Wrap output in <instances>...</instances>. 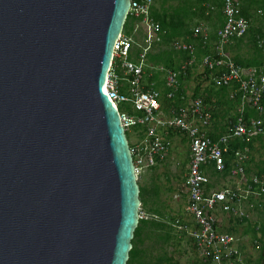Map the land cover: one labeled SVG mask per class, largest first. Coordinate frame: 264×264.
<instances>
[{"label": "water", "instance_id": "1", "mask_svg": "<svg viewBox=\"0 0 264 264\" xmlns=\"http://www.w3.org/2000/svg\"><path fill=\"white\" fill-rule=\"evenodd\" d=\"M130 0H0V264H128L139 185L107 79Z\"/></svg>", "mask_w": 264, "mask_h": 264}, {"label": "built area", "instance_id": "2", "mask_svg": "<svg viewBox=\"0 0 264 264\" xmlns=\"http://www.w3.org/2000/svg\"><path fill=\"white\" fill-rule=\"evenodd\" d=\"M152 3L130 0L128 13L140 17L142 39L137 43L122 30L104 84L124 130L134 128L139 136L129 146L136 178L164 160L171 140L179 136L187 146L185 173L174 194V198H181V214L165 222L190 239L194 258L188 264H255L245 242L258 246L256 217L264 204V174L257 173V167L251 168L249 144L264 136V61L261 66H242L228 52L231 43L245 36L251 21L242 14L241 0H221L223 23L215 39H210L212 28L206 23H197L191 29L202 47L211 44L198 60L199 66L209 71L210 86L227 87L229 99L237 103L235 113L220 132L217 118L203 100V91H195L190 98L180 92V105L167 103L182 89V80L196 57L191 42L176 38L170 48L188 51L189 59L176 68L148 60L162 41L159 24L150 14ZM262 42L259 44L264 53ZM134 47L138 52L132 59ZM153 74L159 81L161 77L163 94L155 80H148ZM121 103L125 106L119 109ZM235 142L240 145L233 147ZM138 213L139 219H162L140 206Z\"/></svg>", "mask_w": 264, "mask_h": 264}, {"label": "trees", "instance_id": "3", "mask_svg": "<svg viewBox=\"0 0 264 264\" xmlns=\"http://www.w3.org/2000/svg\"><path fill=\"white\" fill-rule=\"evenodd\" d=\"M242 1V14L249 18L251 21V17L254 11H260L262 13V17L264 19V0H241ZM170 2H173L171 4ZM216 10V11H215ZM212 12H216V15L219 19V24L217 26L220 27L223 23V15L221 12V0H159V5L156 7L155 5H151L150 7V14L151 17L155 22L159 24L160 34L162 37V44H170L173 39L182 38L185 39L188 35L190 36L191 40V33L190 29L192 26L191 23L194 21V25L197 22L198 18L205 19V21H210V16ZM208 17V18H207ZM136 22H140V17L133 15L132 13H128L127 17L123 24V31L127 35H130L133 31V25ZM216 28V30H217ZM216 30L213 31L216 33ZM249 34L251 38V45L253 48V54L245 59L237 57L234 61L242 66H261L263 65L264 61V53L263 48L260 46L259 41L262 40L264 46V29L258 27L254 28L250 27L245 34V36ZM245 36L235 41L234 43L241 41L245 38ZM214 36L211 35V39ZM215 39V38H214ZM197 48L194 50L195 56H200L201 54L208 52L210 50V46L202 47V43L200 39H197ZM161 48V49H160ZM138 49L134 47L131 51L130 58L135 59L137 57ZM190 53L188 51H176L169 47L160 46L157 52L150 53L148 55V60L153 64H162L168 68H176L180 65V63L186 59H189ZM190 69V68H189ZM189 72V70H188ZM206 76L208 78L209 71H206ZM183 78V77H182ZM209 79V78H208ZM148 80H155L157 82V86L161 85V82L158 79V75L153 74L152 76L148 77ZM125 88H123L124 90ZM180 89L177 92L172 100V102H167L174 106L180 105L182 101L180 100ZM202 97L205 103L208 105L210 110L212 111L215 118L217 117V112L214 110L215 107L213 104H230L236 106V100L229 99L228 97V88L227 87H220V88H212L209 87L207 91L202 92ZM215 97V98H214ZM216 102V103H215ZM263 109H264V98L262 100ZM262 119L264 124V111L262 113ZM219 131L222 132L225 130V125H221L220 123L217 124ZM127 137V131H125ZM214 136V134H213ZM263 136L257 138L258 141H261ZM240 145V142H235L232 144L233 147ZM131 147V144L129 143ZM250 148L253 150V142L249 144ZM187 163V160L186 162ZM257 167V173L264 174V159L261 161L260 165H255ZM214 173V172H213ZM156 188V186H154ZM144 194H145V187L139 185V199L140 204L144 201ZM160 216V212L155 209L154 212ZM156 234L158 239L162 242L169 243L175 242L179 243L183 236V233H180L170 224L165 222V220H145L139 219L138 224L135 227L133 237H132V248L128 260V264H179V262L171 255L167 253H162L157 255L151 262L146 263L142 260V251L139 248L140 243L142 242V234L145 230ZM250 228L244 230L247 232ZM259 237L263 238V245H264V221L259 224ZM187 241L190 239L187 238ZM195 264H197L195 262Z\"/></svg>", "mask_w": 264, "mask_h": 264}, {"label": "rangeland", "instance_id": "4", "mask_svg": "<svg viewBox=\"0 0 264 264\" xmlns=\"http://www.w3.org/2000/svg\"><path fill=\"white\" fill-rule=\"evenodd\" d=\"M170 3L173 4V2ZM153 5L157 7L159 5V0H153ZM196 21L206 23L213 31L216 30L219 24L216 12H212L209 22L200 18ZM190 26H194V21ZM251 27H254L255 29L258 27L264 29V19L262 17V13L258 10L253 12L251 17ZM130 35L135 42H141L142 26L139 22H136L133 25V31ZM197 39V37H191V43L194 45L195 49L197 48ZM251 44V38L249 37V34H247L243 40L231 43L228 47V52L233 59H236L237 57L242 59L248 58L253 54ZM160 46L170 48L168 43L162 44L161 42L155 47V52H157ZM159 78L161 82L159 88L163 94L165 87L161 81V77ZM208 78L205 71L199 66L198 61H196L190 67L186 77L182 80V93L190 98L197 90L207 91L209 87H211ZM146 80L147 79L145 77V82H147ZM123 106H125V104L121 103L118 107L121 109ZM213 106L215 107L214 110L217 112L216 118L218 123L224 125H226L229 117L232 116L236 110V106L228 103L221 105L213 104ZM138 138L139 136L135 133L134 128H131V130L127 132L128 143L132 144ZM171 142V147L165 159L162 160L155 168L143 172L137 178L138 185L145 187L144 201L140 204V208L148 213H152L155 209H157L161 213L160 217L164 220L181 214V198H174V194L177 193V188L182 182L183 175L185 173V162L187 160V146L184 143V140H180V137L178 136V138H173ZM252 155L255 159L253 162H256V165H260L261 161L264 159V136L260 143H254ZM154 186H156V188ZM262 221H264V209H261L256 217L257 224H260ZM142 238L143 240L140 243L139 248L142 251V260L146 263L151 262L157 255L164 252L171 255L173 259L179 262V264H188L194 258V251L190 245V241H187L186 236H183L178 244L175 242L165 243L160 241L156 234H153L146 229L142 234ZM261 243L262 247L258 250L250 242H245L248 246L246 252H252V258L258 256V254H264L263 242ZM255 264H261L260 258L255 260Z\"/></svg>", "mask_w": 264, "mask_h": 264}, {"label": "crops", "instance_id": "5", "mask_svg": "<svg viewBox=\"0 0 264 264\" xmlns=\"http://www.w3.org/2000/svg\"><path fill=\"white\" fill-rule=\"evenodd\" d=\"M198 23H200V22H198ZM197 24V23H196ZM210 27V26H209ZM211 28V27H210ZM192 29V28H191ZM191 29H190V33H191ZM210 39H211V35H213L214 37L212 38V40L215 38V33L213 32V30H211V32H210ZM198 39H200L199 37H197ZM180 39H182V38H180ZM183 40H187V41H189V42H191V40H190V36L188 35L185 39H183ZM212 43V42H211ZM210 47H211V44L209 45ZM194 50H195V47H194ZM201 56V55H200ZM200 56H195L196 57V61H198L199 60V57ZM195 61V62H196ZM199 62V61H198ZM182 90V92H183V89H181ZM258 143H260V141H257ZM253 146H254V144H253ZM254 150V149H253ZM252 150V151H253ZM255 159H254V157H253V155H252V157H251V168L252 169H255V165H256V162L254 163L253 161H254ZM263 206H264V204H263Z\"/></svg>", "mask_w": 264, "mask_h": 264}, {"label": "flooded vegetation", "instance_id": "6", "mask_svg": "<svg viewBox=\"0 0 264 264\" xmlns=\"http://www.w3.org/2000/svg\"><path fill=\"white\" fill-rule=\"evenodd\" d=\"M264 209V206L263 208ZM260 236V235H259ZM263 242V238L261 239L260 237L258 238V246H257V249L259 250L261 247H262V243ZM264 246V245H263ZM258 258H260V263L261 264H264V254H258V256L254 257V263H255V260H258Z\"/></svg>", "mask_w": 264, "mask_h": 264}, {"label": "clouds", "instance_id": "7", "mask_svg": "<svg viewBox=\"0 0 264 264\" xmlns=\"http://www.w3.org/2000/svg\"><path fill=\"white\" fill-rule=\"evenodd\" d=\"M126 135V134H125ZM127 138V137H126ZM129 144V143H128Z\"/></svg>", "mask_w": 264, "mask_h": 264}]
</instances>
